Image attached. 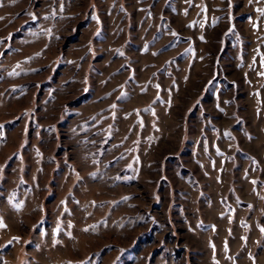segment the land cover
I'll return each mask as SVG.
<instances>
[{"label": "rangeland", "instance_id": "rangeland-1", "mask_svg": "<svg viewBox=\"0 0 264 264\" xmlns=\"http://www.w3.org/2000/svg\"><path fill=\"white\" fill-rule=\"evenodd\" d=\"M0 5V264H264V0Z\"/></svg>", "mask_w": 264, "mask_h": 264}, {"label": "snow or ice", "instance_id": "snow-or-ice-1", "mask_svg": "<svg viewBox=\"0 0 264 264\" xmlns=\"http://www.w3.org/2000/svg\"><path fill=\"white\" fill-rule=\"evenodd\" d=\"M0 6H2V5H0ZM262 230H264V229H262Z\"/></svg>", "mask_w": 264, "mask_h": 264}]
</instances>
